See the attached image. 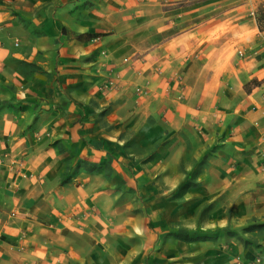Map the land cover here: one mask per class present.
<instances>
[{
	"label": "crops",
	"instance_id": "crops-1",
	"mask_svg": "<svg viewBox=\"0 0 264 264\" xmlns=\"http://www.w3.org/2000/svg\"><path fill=\"white\" fill-rule=\"evenodd\" d=\"M242 6L0 0V264H264Z\"/></svg>",
	"mask_w": 264,
	"mask_h": 264
},
{
	"label": "rangeland",
	"instance_id": "rangeland-1",
	"mask_svg": "<svg viewBox=\"0 0 264 264\" xmlns=\"http://www.w3.org/2000/svg\"><path fill=\"white\" fill-rule=\"evenodd\" d=\"M242 17L244 18V28L240 33H237V38L240 39L239 44L241 45V49L243 50L242 54H239L242 57L248 56L247 59H250L254 57V51H257V54L255 56H259L260 65L264 66V23H262L263 29H259L256 33L251 30V26L254 24V20L252 19V22L248 21V18L255 17L256 23L257 17L262 14L261 6L264 4V0H242ZM233 3H228L227 8L232 6ZM238 19V18H237ZM231 23V24H230ZM234 23V21L226 23L225 26L228 28L227 32L229 33L231 25ZM248 27V28H247ZM229 37V34H227ZM227 39V38H226ZM247 49V50H246ZM245 51L246 54H245ZM250 53H252V56H249ZM253 65L244 63L243 69H244V75L249 76L253 74L254 69ZM250 70V71H247ZM257 83L256 77H253V79H250V81L244 85V89L248 91L249 88H251L254 84Z\"/></svg>",
	"mask_w": 264,
	"mask_h": 264
},
{
	"label": "trees",
	"instance_id": "trees-1",
	"mask_svg": "<svg viewBox=\"0 0 264 264\" xmlns=\"http://www.w3.org/2000/svg\"><path fill=\"white\" fill-rule=\"evenodd\" d=\"M261 11H262V14H260L259 17H257V25L259 27V29H263V26H262V23H264V4H262L261 6Z\"/></svg>",
	"mask_w": 264,
	"mask_h": 264
},
{
	"label": "built area",
	"instance_id": "built-area-1",
	"mask_svg": "<svg viewBox=\"0 0 264 264\" xmlns=\"http://www.w3.org/2000/svg\"><path fill=\"white\" fill-rule=\"evenodd\" d=\"M252 264H262L261 256H257L255 260H253Z\"/></svg>",
	"mask_w": 264,
	"mask_h": 264
}]
</instances>
